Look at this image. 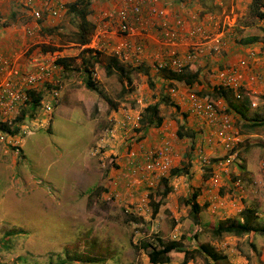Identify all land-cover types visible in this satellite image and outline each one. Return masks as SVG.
Segmentation results:
<instances>
[{"label": "rangeland", "instance_id": "obj_1", "mask_svg": "<svg viewBox=\"0 0 264 264\" xmlns=\"http://www.w3.org/2000/svg\"><path fill=\"white\" fill-rule=\"evenodd\" d=\"M97 1L99 3L92 12L101 14L99 5L103 0ZM210 1L214 9L217 0ZM203 2L208 3V0ZM61 4L55 9L63 8L64 4ZM90 7L87 17L92 21ZM52 15L59 21L46 28L49 31L40 33L37 45L44 43L57 48L47 52L46 63L55 65L57 57L63 56L67 58V66L62 83L57 82L59 88L49 81L42 83L39 89L42 97L35 112L32 113L25 103L8 111L12 113L7 119L10 120L9 128L24 126L26 131L0 140V262L46 264L51 255L52 264H152L137 243L159 239L163 243L175 241L179 251L193 249L201 243L208 244L217 254L226 257V261H205L198 253L187 251L192 255L185 264H228V260L231 264L233 260H239V264H264V235L249 233L245 238L232 241L224 237L228 235L221 238L211 235L208 227L226 219V214L219 210L232 199L243 207L254 209L256 218L253 222L256 225L264 223V148L254 144L257 140H264V106L258 108V100H255L254 110L250 109L245 119H235L230 111L220 106V112L233 118L229 119V129L232 127L233 136L237 138L234 141L237 156L226 171L218 167L220 174L217 175H225L229 182L239 179V185L233 184L231 189L224 185L222 189L223 180L218 184L210 181L209 186H219V191L209 201L208 198L204 200L206 206L199 210L198 215L202 224H207H200L201 230L194 241L192 232L195 226L184 199L178 197V201L173 203L175 205L169 207L168 202L161 199L157 212L152 213L150 202L158 200L163 186L167 185L160 178L173 180L180 175L169 176V165L162 175L143 169L146 156L150 152H159L166 140L148 144L144 138L131 137L133 141H127L128 138L120 141L118 137L114 139L105 133L109 128H114V136L126 133L128 129L135 133L146 130L140 116L142 109L153 102H158L159 113L168 119L174 118L173 106L165 105L161 98L168 97L169 88L174 90L181 86L180 83L166 80L159 71L134 61V65L125 66L124 72L130 79L125 82V79L120 80L117 72L106 74L105 59H100L102 62L90 68V72L95 74L93 81L97 90L84 89L86 74L81 68L78 53L89 42L84 45L67 42V37L75 30L76 17L65 10ZM109 16L107 13L98 20H107ZM32 18L37 20L41 17L33 15ZM242 20L250 22L248 11ZM52 29L58 35L52 37ZM49 71L51 75V66ZM11 75H17V72ZM5 78L10 82L17 81L11 76ZM62 88L64 90L60 91ZM51 90L56 91V95ZM184 90L185 98L193 92L199 97L215 100L211 90L203 91L196 87ZM71 91H83L85 94H77L79 103L75 106L63 102ZM225 99L236 107L240 104L230 96ZM21 111L25 112L23 116ZM41 111L47 113L45 120L49 121L40 122ZM127 113L138 115L139 120L121 126L120 122L125 120ZM251 121H258L257 125H251ZM103 138L107 139L105 143H102ZM185 138L177 139L186 141V145L181 143L185 146L184 154L188 152V156L183 155L186 159L184 164L189 163L192 155L188 150L190 142ZM194 142L195 138L192 144ZM167 147L169 149V143ZM225 155L222 153L217 160ZM206 169L205 175L208 176ZM205 180L207 178L203 177L202 186ZM231 207L236 210L234 205ZM233 209L226 213H232V218L236 219L239 212L234 213ZM172 252L169 261L160 264H182L183 252Z\"/></svg>", "mask_w": 264, "mask_h": 264}, {"label": "crops", "instance_id": "obj_2", "mask_svg": "<svg viewBox=\"0 0 264 264\" xmlns=\"http://www.w3.org/2000/svg\"><path fill=\"white\" fill-rule=\"evenodd\" d=\"M68 1L70 0H0V62L2 61L0 65L1 80H3L4 76H11L13 79H22L28 73L30 74V72L33 75L35 73H38L36 65L40 63H46V59L49 57L47 52H41L39 50V47L37 45L38 39L41 38L39 37V35L40 33L43 34L45 30H47L46 28L51 27L56 23V21H59L58 17H55L51 14L52 8L55 9L59 7V3H63L65 5V3ZM194 1L195 0H140L139 17L141 24L139 25V27H136L134 31H132L131 36H129V34L124 36H114L111 38L110 42L111 44H118L122 40H126L129 41L132 45H140L142 50L141 58L140 60L134 62L139 63L143 66L148 65L150 68V62L152 60L166 55L164 52L166 44L164 43L160 35V31L164 26H167L171 31H176L177 35L183 37L187 33V30L199 23H205V27H207V29L213 30L214 26L212 25V23L218 20L219 22L224 23L225 28L230 29L234 32L235 37L233 36V38L228 41L225 47H223L216 53L210 50H205L196 62L191 63L194 64L198 71L196 81H193V83L189 85L180 84L181 86H178L174 90L172 88H169L168 98L171 101L175 102V105H177V109L173 107V109L175 110H173L174 112L172 113L174 118L168 119L166 116L158 112L161 118L158 126H146V130L141 129L137 133L131 132L130 129H125L127 131L126 133L120 132L119 134L117 133L118 135L116 134V136L114 137V139L118 137V140L120 139V141L128 138L127 141L129 142L133 141L131 137H134L135 139L141 137L144 138V140L148 144L159 143L160 139L168 141L169 149L167 158L170 168L168 174H170V170L181 168L184 165L183 162L186 161V159L183 157V155H185V146H182L181 144L185 143L186 145V141H179L177 140L179 138L176 136L178 125L183 126L184 122L183 128H185L186 131L188 130V132H193V138H195V142L192 148L190 149V145L188 148V150L192 152L191 159L189 160V166L185 165V172L183 174H180V177H176L177 179L173 178L174 181L170 179L166 181L167 185L163 186L161 192L164 190L165 186H169L170 190L163 196L162 200H165L166 203L168 202L169 207L170 205H175L173 203H176L178 201V197L181 200H186L189 197V194H191V192L194 190L197 192L196 201L201 209L204 205L206 206L204 200L208 198L209 201L210 197H213V194L218 190L219 187L218 186L217 188H211L209 185L211 181V173L214 172L218 175L220 174V171L214 165V162H216L219 156L224 153V150L221 146L222 133L221 135L219 134V129H217L216 123H208L207 121L195 116L189 111L188 102L184 97V89L196 87V89H202L203 91L212 90V87L216 86L214 75L218 68L234 65L237 60L246 57L247 67L242 70L245 80V90L248 91V93L242 97V99L245 100L244 102L246 103V106L244 105V103L242 105V100H239L240 104L237 106V110L227 109V111H230L229 113L235 119H240L241 116L244 117L242 119H245V116L247 114H250L248 113L251 112L250 109L254 110L255 108L250 106L251 102L258 100V108L263 107L264 80L259 82L255 81L252 83L249 82L247 78L250 74L256 71L258 63L264 59V30L260 29L261 27L258 24L257 17H254L249 12V5L251 0H217L216 2H214V9H212L213 4L210 0H208V3H204L203 0H197L196 3H194ZM262 1L264 2V0ZM96 3L99 2L97 0H92L90 4L91 12L92 9L97 6ZM125 5L126 4L124 3V0H103V2H101L99 5V7H102L99 8V11H102V13L97 14L98 12L94 13V11L91 13L93 15L91 16V19H93L92 21L96 26L95 29L97 27L106 28L108 24L111 25L113 15H115V13L121 9L126 10L128 18L132 21V11L126 7L127 5ZM261 7L262 5L259 6V8ZM34 10L39 11V13L41 14L40 19L33 20L32 16ZM64 10L65 7L58 10L56 9L59 14L63 13ZM246 11H248V15L251 18L250 22H248V20H242L243 15L246 13ZM105 12L110 15L109 18L107 20H98V18H100ZM176 21H179L180 23L176 25ZM188 40L189 38H186L184 40L181 39L177 43V53L181 54L185 51ZM99 51L103 54H109L107 45H104V48ZM130 53L131 51L128 50L127 54L130 55ZM247 53L250 54V56H247ZM121 62H123L124 65L128 66L134 65L133 60L131 59H127ZM3 63H6V66L3 65ZM52 64V73L51 75L49 73L47 80L40 78L34 84L29 86L27 90L32 89L34 91H38L44 81H49L50 83L52 82L53 85L59 88L57 82L62 83L63 71H65L66 68L62 67L60 64L56 65L55 63L54 65L53 62ZM16 72L17 75H11L12 73L15 74ZM152 74L153 73H150V75ZM82 87L84 88L85 85ZM61 90L64 89L62 88L60 89V91ZM170 90L173 91L171 92ZM78 93L85 95L83 91H71L70 95H67L68 98L64 99L63 102H65L66 105H77L79 103L77 98ZM214 101L218 105V112H220V106L226 108V103L228 102V100H226L224 97H215ZM57 102L58 99L55 100L54 106L57 104ZM22 111L21 114H19L23 116L25 112L22 114ZM182 111L183 113H181ZM10 114L12 113L9 112L8 115ZM231 115L228 116L229 119L232 118ZM47 116L48 115L46 112L41 111L39 119L40 122L49 121L45 120ZM0 120L4 119L0 117ZM6 125L8 126L7 123ZM36 126H38V124ZM23 127L24 126H22V129ZM9 129L12 130L13 128L10 127ZM231 129L232 127L228 130V132L233 135V131ZM20 130L21 127H19V129H17L16 132H14L12 135L19 133ZM132 130L136 131L135 128H133ZM0 132L6 134V132ZM193 138H187L191 145L193 143ZM102 140V143H105L107 139L103 138ZM168 143L166 142L167 145ZM200 157L208 158L211 165H202V163L200 162ZM206 168H208V176L205 175ZM241 170L244 171V169ZM203 177L207 178V180H205L204 186H202ZM218 179L219 183L223 180L221 184L222 189H224V185L228 186L230 189L232 188V186H234L233 182L227 181L225 175L218 176ZM206 184H208L207 187H205ZM227 194L226 196H229ZM221 199L224 203V196L221 197ZM161 203L162 202H160L159 206L161 205ZM238 204L239 203H237L236 199H232L221 209L219 208V212L225 213L226 219L232 218V213L226 212L232 211L231 209L233 208L231 206L233 205L236 207V210L233 209L234 213L239 212L242 209L243 205ZM162 207L165 206L162 205ZM199 216L200 215H198V217ZM238 218L241 220L239 216ZM199 222L200 224H202L200 217ZM203 224L206 225L207 223L204 222ZM208 227L210 229L214 228V226ZM224 237H229L232 241H234L242 239L243 237L245 238L247 237V235L245 234L244 236L240 237L228 235ZM258 242L259 244H262V241ZM210 243L212 242L210 241ZM170 255H172L171 252L168 253V260L165 263L169 261ZM227 262L228 264H231L229 260ZM232 263L239 264V260H233Z\"/></svg>", "mask_w": 264, "mask_h": 264}, {"label": "built area", "instance_id": "obj_3", "mask_svg": "<svg viewBox=\"0 0 264 264\" xmlns=\"http://www.w3.org/2000/svg\"><path fill=\"white\" fill-rule=\"evenodd\" d=\"M127 8L132 11L133 19L132 21L128 18V14L125 9H121L115 13L112 20V26L108 24L106 28L97 27L93 34L91 35V40L86 48L94 49L99 51L104 48V45L108 46L111 54L115 55L120 61H125L131 59L133 61H138L141 58V46L134 44L132 45L129 41L122 40L118 44H111L110 40L113 36H131L132 31L141 24L139 12H140V0H124ZM62 6L59 3V8ZM260 15L257 17L258 24L261 29L264 30V6L259 8ZM51 14H56V9L51 10ZM158 14V12H157ZM33 15L36 18L40 17V13L37 10L33 11ZM107 15L105 12L103 16ZM107 17V16H106ZM180 22L176 21L175 24L178 25ZM213 30L207 29L205 23H199L187 30L183 37L177 35V32L171 31L167 26H164L160 35L166 44L164 52L166 55L163 57L154 59L150 62V69L153 71H160L162 69H168L175 72H181L186 66L193 62H196L200 55L205 50H210L214 53L218 52L220 49L226 46L228 41H230L234 35V32L230 29L224 27L223 22L218 20L213 22ZM189 38L185 51L181 54L177 53V43L181 39ZM235 39V38H234ZM233 39V40H234ZM130 50V55L127 51ZM247 56L250 54L247 53ZM36 65V64H35ZM50 66L53 64L40 63L36 67L38 73L34 75L28 73L22 79H17L16 82H10L8 78L0 81V117L4 120L1 122L10 123L8 119V111L14 106H19L25 103L27 100V89L29 86L34 84L38 79L46 80L49 75ZM247 67L246 57L237 60L234 65L225 66L216 70L214 79L216 81V86H221L230 90L231 95L235 100H240L244 95L248 93L245 90V80L243 69ZM93 73V72H92ZM91 73V78H94V73ZM46 78V79H45ZM249 82H259L264 80V59L258 63L256 71L250 74L247 78ZM27 87V88H26ZM171 92L173 90H170ZM53 95H56V91H52ZM186 101L188 102V109L195 116L207 121L208 123H216L217 129H219V134L222 139V148L226 155L214 162V165L218 168L226 169L229 163L234 160L237 156L236 150L234 149V141L237 139L231 135L229 130L230 120L228 115L224 112H218V105L215 101H210L203 99L193 92H189L186 96ZM250 106H255V102H251ZM139 120V116L135 114L127 113L125 120L120 122L121 126L124 123H130L132 121ZM25 127H21L19 133L25 132ZM105 133L111 137L114 136V128L106 129ZM10 134H4L0 132V140L6 137H11ZM154 153V152H153ZM149 153L146 156V161L144 165V170L147 172H156V175H162L168 168L169 162L167 158L168 147L164 143L162 149L155 154ZM200 162L202 165H211L210 161L206 157H200ZM213 184L218 183V175L214 173L211 179ZM235 186L239 185V179H235L233 182Z\"/></svg>", "mask_w": 264, "mask_h": 264}, {"label": "trees", "instance_id": "obj_4", "mask_svg": "<svg viewBox=\"0 0 264 264\" xmlns=\"http://www.w3.org/2000/svg\"><path fill=\"white\" fill-rule=\"evenodd\" d=\"M92 0H70L65 3V12L67 14H71L72 16L76 17L75 22V30L69 37H67V42H71L78 45H84L89 42L90 36L92 35L95 25L94 22H92L90 19H88L89 14V5L91 4ZM264 2L262 0H251L249 5V12L254 17H258L260 15L259 12V6L263 5ZM261 29V28H260ZM49 31V30H47ZM57 32L52 29V37L55 36ZM58 35V34H57ZM57 48L52 45H46L44 43L39 44V50L41 52H52L55 51ZM80 64L83 72L86 74L84 85L86 88L97 90L96 84L91 78V72L90 68H92L94 65H98V62H100V59H105V73L109 74L112 71L117 72L120 80H124L125 82H129V77L124 72L127 65H124L120 60L113 54H106L103 55L100 51L91 50L89 48H83L78 53ZM67 58L65 57H57L56 59V65L60 64L62 67L67 66L65 60ZM136 70V69H133ZM159 74L161 77H163L166 80H169L171 82H176L180 84H191L193 81H196V78L198 76L197 68L194 66V64H191L189 66H186L181 72H175L168 69H162L159 71ZM122 75V78H121ZM126 75V76H125ZM212 93L215 97H224L230 96L234 99V97L231 95L230 90L226 88H222L221 86H213L212 87ZM27 100L25 101V104L28 106V109L32 110V113L36 111V107L40 105V99L42 97L41 92L34 91L32 89L27 90L26 92ZM201 96V95H200ZM105 97V96H103ZM202 98L207 99L204 96H201ZM105 100L109 102L107 98ZM242 100V105L246 106V103L244 102V99ZM161 101L168 106H173L175 109H177V105L173 104L172 101L167 97L163 96L161 98ZM239 101V100H236ZM226 110L227 109H235L237 110V107L232 105L230 103V100L226 103ZM158 102H153L147 104L141 112L140 121H142L143 126H158L160 123V116L158 114ZM24 112H22L23 114ZM244 118L243 116H241ZM21 119V117H20ZM18 119H16L17 121ZM259 121V120H258ZM252 122L251 125H257V122ZM264 121V120H263ZM262 123V122H261ZM17 126L10 130L6 123L0 122V131L6 132L7 134L12 135L17 130ZM185 131V133H183ZM176 136L178 138L187 137L189 139L193 138V132H188L186 130H183L182 125H178L176 130ZM254 144L258 147L264 148V140H257L254 142ZM193 145V144H192ZM192 145L190 144V149L192 148ZM188 156V152H186V155ZM184 164V163H183ZM187 162L184 164L181 168L172 169L170 170L169 176H176L179 174H183L185 172V165H188ZM160 181L165 183L167 179L165 177H161ZM170 190L169 186H165L164 190L160 193V196L158 200L150 202L152 206V213L155 214L157 212L158 206L161 202V199L163 196L168 193ZM197 192L192 191L190 196L185 200V202L189 205V209L191 212V220L195 226V230L192 232V239L195 241L197 238V235H199V231L201 230L200 222H199V209L200 206L198 205L196 201ZM255 212L253 208L249 207H243L240 211L238 216L241 218V220L237 217L234 218H227L223 221H219L214 228L209 229L211 235L221 238L224 235H234V236H242L245 234H260L264 235V223L260 225H256L253 222V219L256 217L254 216ZM131 217V216H130ZM134 219V218H133ZM11 232H5V234H10ZM197 243V242H196ZM138 247H140L142 250L146 252L147 258L150 263L152 264H160L165 263L168 260V253L172 251H179V246H177V243L175 241H169L167 243H163L161 240L157 239L155 242H151L149 240H140L137 243ZM184 254L182 264H185L188 258L192 255V253H188L187 251H192L193 253H198L201 255L205 261H226V257L223 254H217L215 250L212 249V246L208 244H198L195 248L190 250H181ZM180 251V252H181ZM191 258V257H190ZM64 262V261H63ZM0 264H7L5 262H0ZM46 264H52V257L51 255L48 257Z\"/></svg>", "mask_w": 264, "mask_h": 264}, {"label": "bare ground", "instance_id": "obj_5", "mask_svg": "<svg viewBox=\"0 0 264 264\" xmlns=\"http://www.w3.org/2000/svg\"><path fill=\"white\" fill-rule=\"evenodd\" d=\"M114 37V36H113Z\"/></svg>", "mask_w": 264, "mask_h": 264}]
</instances>
